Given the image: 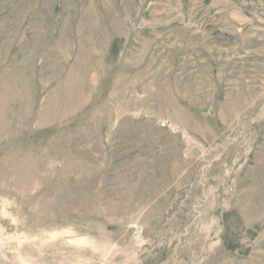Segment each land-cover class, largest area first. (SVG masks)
Masks as SVG:
<instances>
[{"label": "rangeland", "instance_id": "374dc122", "mask_svg": "<svg viewBox=\"0 0 264 264\" xmlns=\"http://www.w3.org/2000/svg\"><path fill=\"white\" fill-rule=\"evenodd\" d=\"M0 264H264V0H0Z\"/></svg>", "mask_w": 264, "mask_h": 264}]
</instances>
